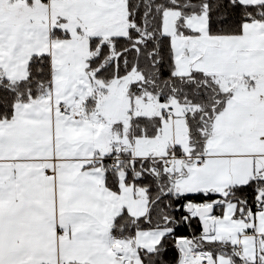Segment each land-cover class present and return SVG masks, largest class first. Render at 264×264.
Returning <instances> with one entry per match:
<instances>
[{
	"label": "snow or ice",
	"instance_id": "snow-or-ice-1",
	"mask_svg": "<svg viewBox=\"0 0 264 264\" xmlns=\"http://www.w3.org/2000/svg\"><path fill=\"white\" fill-rule=\"evenodd\" d=\"M0 264H264V0H0Z\"/></svg>",
	"mask_w": 264,
	"mask_h": 264
}]
</instances>
